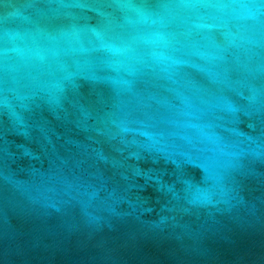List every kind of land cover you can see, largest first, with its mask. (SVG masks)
I'll return each instance as SVG.
<instances>
[{
  "label": "water",
  "instance_id": "obj_1",
  "mask_svg": "<svg viewBox=\"0 0 264 264\" xmlns=\"http://www.w3.org/2000/svg\"><path fill=\"white\" fill-rule=\"evenodd\" d=\"M0 264H264V0L0 3Z\"/></svg>",
  "mask_w": 264,
  "mask_h": 264
},
{
  "label": "snow or ice",
  "instance_id": "obj_2",
  "mask_svg": "<svg viewBox=\"0 0 264 264\" xmlns=\"http://www.w3.org/2000/svg\"><path fill=\"white\" fill-rule=\"evenodd\" d=\"M4 2V0H0V3H3Z\"/></svg>",
  "mask_w": 264,
  "mask_h": 264
}]
</instances>
